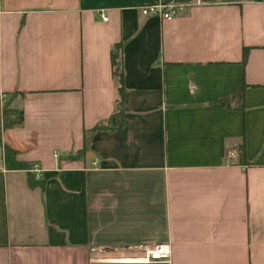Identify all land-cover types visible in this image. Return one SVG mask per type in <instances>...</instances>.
<instances>
[{
	"label": "crops",
	"instance_id": "obj_1",
	"mask_svg": "<svg viewBox=\"0 0 264 264\" xmlns=\"http://www.w3.org/2000/svg\"><path fill=\"white\" fill-rule=\"evenodd\" d=\"M117 45L122 125L91 132ZM11 96L1 144L44 184L0 146V264H264V0H0V119ZM158 244L166 262L126 260Z\"/></svg>",
	"mask_w": 264,
	"mask_h": 264
},
{
	"label": "trees",
	"instance_id": "obj_2",
	"mask_svg": "<svg viewBox=\"0 0 264 264\" xmlns=\"http://www.w3.org/2000/svg\"><path fill=\"white\" fill-rule=\"evenodd\" d=\"M120 52L121 48L120 45H117V53L111 56V66L113 75L117 78L118 82V98L116 101L115 112L110 116L108 125L98 124L91 132L95 130H102L106 128H114L120 127L122 125V115H123V86H122V72L120 66ZM247 55V48L242 49V60L244 61ZM243 91H244V84L241 82L237 84V86L231 92V100H235L238 103L239 108L242 105V98H243ZM11 98L5 99L1 106V119H0V132L2 129H9L13 127H19L23 122V113L20 110H16L10 106ZM221 104L223 106L229 107L228 101L222 99ZM90 132V131H89ZM85 143L83 145V149L86 148V133L84 135ZM0 146L2 150L1 160L3 167L6 170H22L27 172V182L29 187H42L44 182L41 179H36L35 176L30 173V169L32 165L30 163L21 161L17 159V152L12 148L2 145L0 140ZM241 154L239 155V159L241 162H244V145H240Z\"/></svg>",
	"mask_w": 264,
	"mask_h": 264
},
{
	"label": "built area",
	"instance_id": "obj_3",
	"mask_svg": "<svg viewBox=\"0 0 264 264\" xmlns=\"http://www.w3.org/2000/svg\"><path fill=\"white\" fill-rule=\"evenodd\" d=\"M140 13L143 16H157L161 20H171L178 15L179 9L173 6H165L161 4L146 5L139 7ZM101 21H106L107 18L102 14L100 15ZM234 155V152L228 151L227 157ZM57 158V154L53 155ZM2 163V160H1ZM3 166V165H2ZM1 167V166H0ZM36 179L40 178L41 169L37 165H32L30 169ZM171 254V249L166 244H158L152 246H140L138 248V254L126 259L132 263H153V262H166Z\"/></svg>",
	"mask_w": 264,
	"mask_h": 264
}]
</instances>
